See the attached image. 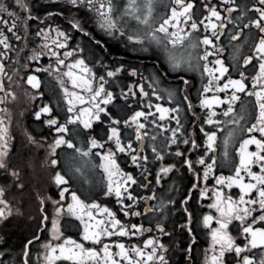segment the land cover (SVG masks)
<instances>
[{
    "label": "snow or ice",
    "instance_id": "snow-or-ice-1",
    "mask_svg": "<svg viewBox=\"0 0 264 264\" xmlns=\"http://www.w3.org/2000/svg\"><path fill=\"white\" fill-rule=\"evenodd\" d=\"M46 4L0 0V264H196L201 236L199 264H264V0ZM90 24L165 67L106 62ZM76 34L105 54L86 57ZM41 73L58 87L47 102ZM169 73L176 83L162 88ZM22 98L41 125L24 136L54 189L36 191L34 214L13 161ZM178 173L190 177L183 192ZM25 216L30 233L10 242L7 225Z\"/></svg>",
    "mask_w": 264,
    "mask_h": 264
},
{
    "label": "flooded vegetation",
    "instance_id": "flooded-vegetation-1",
    "mask_svg": "<svg viewBox=\"0 0 264 264\" xmlns=\"http://www.w3.org/2000/svg\"><path fill=\"white\" fill-rule=\"evenodd\" d=\"M41 5L47 7L46 0H36V6L39 9ZM49 10H52L49 8ZM41 16L43 12L39 13ZM55 24H59L62 27H67L66 21L61 17H56L54 21H50ZM90 31H92L97 39H101L105 48L107 49L106 53V62H111L112 57H116L117 59L123 58L125 63L131 64L133 66H140L145 70V75H148L147 70H151L154 67L163 69L164 64L163 60L160 57V54L153 50L150 53H133L124 47L125 41L123 40H114L105 35L102 31L98 30L94 25H88ZM37 30L36 22H32L31 24V33L29 35V48H31L34 44L40 43V41L34 36V32ZM76 41H80L82 46L85 48L84 55L87 57L89 55V49H94L97 51L98 55L105 54L100 49H96L94 43L90 41L87 37H84L82 34H76L74 40L71 43H75ZM227 53H225V57H227ZM23 63V60H21ZM47 58L42 60V63H47ZM9 63V67H11V62ZM23 74V73H21ZM186 77L196 79L195 73H186ZM42 79L45 81L44 89H45V97L44 101L47 102L54 97L51 95L50 90H56L58 92V87L56 85L55 80L52 77H49L46 73H41ZM7 82V81H6ZM176 83V77L174 74L169 73L164 77V83L161 84V87H167L170 84ZM23 87H27L26 85H22ZM19 91V89H17ZM193 98H195V93H193ZM41 101L38 99L35 103L39 104ZM34 105L32 103H28L23 98L17 103V105L13 106V118H12V126L11 132L14 136V147L13 152L15 155L13 156V161L18 163L22 168V175L28 187L26 188L23 194V210L25 213H35V209L37 207V203L35 201V193L36 191H40L42 193H50L53 192L54 189H49L47 184V175L43 172L42 169L39 168V161L43 158V152L40 150H36L34 146L29 145L24 136V129L27 128L33 135L37 137L41 134V125L39 121H35L34 117L31 115L32 109ZM23 112V115L20 113ZM43 133H47V129H43ZM31 160L34 163V168H29L26 166L27 162ZM177 185L181 188V192L188 186V181L190 177L187 173L177 174L176 177ZM88 179L95 182L98 179V176L95 174H91L88 176ZM0 182H3V177H0ZM212 181L210 180L209 183ZM87 187V185H86ZM210 201H203L204 204L209 203ZM111 204V202H109ZM193 208H196L195 199L192 201ZM201 211H207V209H201ZM7 231L9 232V240L12 243H18L21 238L25 235L29 234L31 231L30 222L27 221L26 216L17 219L16 221L10 222L7 225ZM73 236H76V232H70ZM167 239V238H165ZM204 238L201 236L199 243L195 246L193 251V257L196 260V264H199V259L201 258V252L203 247H205Z\"/></svg>",
    "mask_w": 264,
    "mask_h": 264
}]
</instances>
